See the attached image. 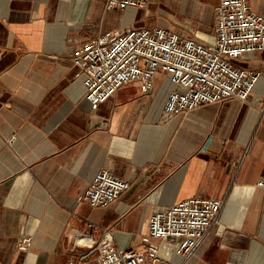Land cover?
Wrapping results in <instances>:
<instances>
[{
	"label": "crops",
	"instance_id": "crops-1",
	"mask_svg": "<svg viewBox=\"0 0 264 264\" xmlns=\"http://www.w3.org/2000/svg\"><path fill=\"white\" fill-rule=\"evenodd\" d=\"M219 1L108 10L104 0H0L2 264H95L79 256L106 229L117 245L140 247L153 213L193 197L225 203L187 264H264V50L235 61L262 71L249 101L172 117L163 114L173 88L166 74L149 92L130 82L93 108L71 58L77 44L128 28L162 26L213 43ZM249 3L264 15V0ZM103 169L131 187L92 207L83 194Z\"/></svg>",
	"mask_w": 264,
	"mask_h": 264
},
{
	"label": "built area",
	"instance_id": "built-area-1",
	"mask_svg": "<svg viewBox=\"0 0 264 264\" xmlns=\"http://www.w3.org/2000/svg\"><path fill=\"white\" fill-rule=\"evenodd\" d=\"M104 1L108 10L145 8L151 2ZM214 30L213 43L162 26L100 33L73 47L76 78L86 87V98L93 108L130 82L149 92L158 73L166 74L173 83L163 108L165 117L228 98L249 101L262 71L238 67L235 61L264 50V15L252 10L249 0H220ZM258 185L264 189V178ZM130 187L128 179L103 169L84 191L83 199L92 207L108 206ZM224 203L193 197L156 211L141 246L136 248L117 245L106 229L80 254V261L92 257L96 264H187L219 222ZM90 225L97 226L93 221ZM28 243L25 239L19 247L26 249ZM70 264H74L73 259Z\"/></svg>",
	"mask_w": 264,
	"mask_h": 264
},
{
	"label": "water",
	"instance_id": "water-1",
	"mask_svg": "<svg viewBox=\"0 0 264 264\" xmlns=\"http://www.w3.org/2000/svg\"><path fill=\"white\" fill-rule=\"evenodd\" d=\"M208 146V143L205 145V147H207Z\"/></svg>",
	"mask_w": 264,
	"mask_h": 264
},
{
	"label": "rangeland",
	"instance_id": "rangeland-1",
	"mask_svg": "<svg viewBox=\"0 0 264 264\" xmlns=\"http://www.w3.org/2000/svg\"><path fill=\"white\" fill-rule=\"evenodd\" d=\"M94 260V259H93ZM94 263L96 264V262L94 261Z\"/></svg>",
	"mask_w": 264,
	"mask_h": 264
},
{
	"label": "bare ground",
	"instance_id": "bare-ground-1",
	"mask_svg": "<svg viewBox=\"0 0 264 264\" xmlns=\"http://www.w3.org/2000/svg\"><path fill=\"white\" fill-rule=\"evenodd\" d=\"M195 256V255H194Z\"/></svg>",
	"mask_w": 264,
	"mask_h": 264
}]
</instances>
